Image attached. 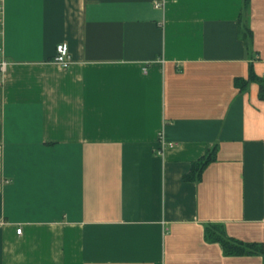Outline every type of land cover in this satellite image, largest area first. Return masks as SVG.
Listing matches in <instances>:
<instances>
[{
    "label": "crops",
    "instance_id": "0c3cea01",
    "mask_svg": "<svg viewBox=\"0 0 264 264\" xmlns=\"http://www.w3.org/2000/svg\"><path fill=\"white\" fill-rule=\"evenodd\" d=\"M0 58V264H264L204 238L264 250V0H1Z\"/></svg>",
    "mask_w": 264,
    "mask_h": 264
},
{
    "label": "trees",
    "instance_id": "16d2710c",
    "mask_svg": "<svg viewBox=\"0 0 264 264\" xmlns=\"http://www.w3.org/2000/svg\"><path fill=\"white\" fill-rule=\"evenodd\" d=\"M246 1L243 0L244 5L246 6ZM241 38L245 45L250 46L251 43V33L246 29H241ZM255 81L258 83L259 88V98L264 99V77L258 78L254 75L251 67L249 66L248 75L246 80L239 79L238 86L242 89L244 86L250 82ZM214 150L213 147L211 150L207 151L201 158L196 160L191 164L189 172L184 176L185 181H194L197 182L200 179L201 173L206 165L214 159ZM204 238L208 242H216L219 244L222 253L225 256H238V255H250L257 254L262 256L264 260V250L262 246L258 243H246L240 240L226 236L223 231V228L215 224H206L204 226Z\"/></svg>",
    "mask_w": 264,
    "mask_h": 264
},
{
    "label": "built area",
    "instance_id": "2783aa9c",
    "mask_svg": "<svg viewBox=\"0 0 264 264\" xmlns=\"http://www.w3.org/2000/svg\"><path fill=\"white\" fill-rule=\"evenodd\" d=\"M0 14H1V0H0ZM53 62L62 68H66L70 64L69 53L67 44L62 42L55 46V52L53 56ZM7 62L0 58V73H3L6 69ZM16 233H20V229L16 230Z\"/></svg>",
    "mask_w": 264,
    "mask_h": 264
}]
</instances>
